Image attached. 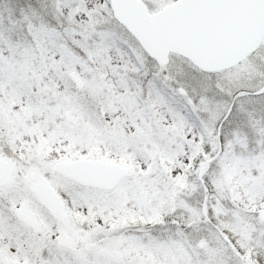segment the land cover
I'll return each mask as SVG.
<instances>
[{
  "label": "snow or ice",
  "instance_id": "1",
  "mask_svg": "<svg viewBox=\"0 0 264 264\" xmlns=\"http://www.w3.org/2000/svg\"><path fill=\"white\" fill-rule=\"evenodd\" d=\"M0 264H264V0H0Z\"/></svg>",
  "mask_w": 264,
  "mask_h": 264
}]
</instances>
